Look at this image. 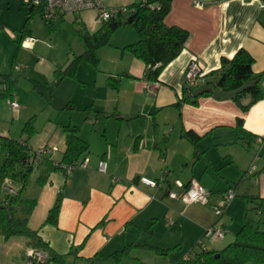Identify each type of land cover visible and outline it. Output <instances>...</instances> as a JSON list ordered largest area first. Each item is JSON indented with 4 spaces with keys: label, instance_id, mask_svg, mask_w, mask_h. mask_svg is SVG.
<instances>
[{
    "label": "crops",
    "instance_id": "1",
    "mask_svg": "<svg viewBox=\"0 0 264 264\" xmlns=\"http://www.w3.org/2000/svg\"><path fill=\"white\" fill-rule=\"evenodd\" d=\"M134 2L103 0L106 8H124L126 11L118 18L125 21L131 17L128 7ZM195 5L194 0H172L165 23L188 30L190 38L182 53L164 68L159 81H149L145 77L143 61L124 49L136 43L139 36L131 25H121L111 36L107 45L109 52L102 54L103 60L109 62V71H103V79H96L94 83L95 90L84 91L78 101L74 96L78 87L86 88V83L78 81L77 72L85 60L79 63L76 78L65 77L60 81L55 77V70L64 68L70 57L66 59L67 63L62 55L51 63L50 74L53 81H58L57 89L66 83L67 92L57 99V102L63 101L61 105L53 106V111L49 109L50 127L44 139L31 142L38 129L34 124L36 118L30 117L33 110L27 111L26 107L15 110L17 117L11 124L14 127L17 122L22 126L19 138L13 134L12 127L0 129L1 137L24 140L31 150L42 145L58 148L54 154L46 155L41 165L32 171H38L36 186H29L32 172L26 185L31 196L26 198L36 200L29 227L46 244L47 249H36L48 258L54 254L65 256L63 264H177L186 252L199 249L198 241L205 229L216 222L213 206L222 202L230 188L236 189L237 196L219 219L227 233L232 230L226 244L235 240L242 227L238 228L235 222L238 209L244 208L245 221L249 208L254 206V203H248L247 197L254 198L256 204L263 203L260 217L257 211L253 213L261 219L264 229V153L256 159L260 150L256 138L264 137V98L245 112L235 101L213 96L201 95L194 101H183L188 89L183 81L185 71L193 58L198 59L205 71L206 81L216 80L221 74L222 58H232L244 48L254 58L253 72L264 73V0H205L202 7ZM24 13L23 25L16 28L0 19V34L13 32L10 38H14L16 32L17 43L21 46L26 31V37L34 39L25 48L32 56L40 55L43 50L47 53V48L53 52L48 41L55 39L54 36L66 26H71V41L76 37L81 40L77 30L94 33L102 27L96 20L95 10H83L78 14L58 12L52 24H45V32L39 35L34 24L42 17L35 15L25 28L27 7ZM127 13L130 17L125 19ZM63 35L68 38L67 34ZM71 41L68 39L67 44ZM107 46L101 47L98 53ZM18 50L10 62L11 67L20 57ZM99 57L101 61L100 54ZM0 75L8 73L2 69ZM110 79L119 80L117 89L110 85ZM259 86L264 91V77ZM14 88L13 98L19 101L17 88ZM250 100L247 97L243 103ZM53 103L56 102L52 100ZM58 109L63 110L62 114L57 112ZM238 118L243 119V127L238 126ZM31 119L34 120V131L28 135L23 129ZM69 125L79 128L80 138L89 146V151L79 158L87 157L89 168H77L68 176L58 169L40 185L37 178L45 168L43 163L52 161L55 165L64 157L70 140V133L65 128ZM61 129V132L57 131ZM188 133L196 139L191 140L185 135ZM59 152L62 154L57 158ZM100 160L107 163L106 172L99 171ZM253 165L255 171L248 175ZM142 176L164 181L159 188H152L139 181ZM114 178L119 181L113 182ZM177 181L184 185L198 181L211 193L209 202L187 205L180 199L170 198L168 190L177 194L183 190ZM240 192H243L242 199L237 200ZM57 196L61 197L57 224L44 223ZM227 233L223 240L207 241V248L222 250L227 246L222 243ZM128 246L131 248L127 253L115 256ZM32 248L35 247L25 236L7 239L0 234V264H29L27 254ZM43 264L55 263L51 260Z\"/></svg>",
    "mask_w": 264,
    "mask_h": 264
},
{
    "label": "trees",
    "instance_id": "2",
    "mask_svg": "<svg viewBox=\"0 0 264 264\" xmlns=\"http://www.w3.org/2000/svg\"><path fill=\"white\" fill-rule=\"evenodd\" d=\"M41 1L42 4L39 6H29L24 2L28 9V17L24 25L25 28L30 19L35 15H40L43 19L42 12L46 0ZM171 5L172 0H139L128 7L130 10L132 9L131 17L133 16V20L131 23L128 20L119 19L118 16L121 15L120 13L108 21L103 22L102 27L94 33L77 30L76 32L81 37L85 50L82 54L73 56L72 60H68L69 62L64 68L56 69L54 73L55 77L58 81L65 77L76 78L78 65L83 60L97 68L100 61L98 50L110 44L111 36L121 25L129 24L134 27L139 39L136 43L127 45L124 49L130 50L136 58L143 61L146 67L145 77L149 81H159V77L164 68L182 53L190 38V32L188 30L176 25L168 26L165 23L164 19L169 14ZM45 24H52V22L46 21ZM25 32L22 38L26 36ZM253 63L254 58L246 49L241 48L232 58H222V69L219 78L206 81V84H212L214 91H229L239 88L245 83L257 80L258 83L254 88L245 90V92L239 94L234 100L239 108L245 112L256 101L264 98V91L259 86V82L264 77V73L255 74L252 69ZM118 81L110 79L109 83L113 88L117 89L118 84L116 82L118 83ZM0 85L3 86L0 90V98L14 99L15 81H12L8 75H0ZM214 91L205 92L203 96H213ZM190 92L192 90H185L184 102H191L192 95ZM247 97H250L251 100L248 103H243V100ZM237 122L239 127H243L242 118H238ZM33 123V119L26 122L23 133L31 135L34 131ZM65 129L70 133V140L68 146H66L67 148L61 162L72 163L80 160L79 158L89 151V146L80 138L78 134L79 128L77 126L69 125ZM188 134L185 135L191 140L194 141L196 139L191 133ZM1 152H3V156H1ZM28 156V150L19 144V141L0 136V190H2L1 186L7 176H10L14 183H20L17 194H6L4 199H0V234L7 239L12 236L22 235L29 238L30 244L33 247L47 249L43 240L37 236V232L29 227V218L36 206V200L26 198L23 193L27 187L26 185L29 183L30 174L36 167H27L25 165ZM41 162L39 165H41ZM43 165L45 168H43V171L40 172L37 178V183L40 185L47 181L50 173L60 169L52 161H46ZM238 186H235V188H238ZM57 197L44 223L57 224L56 220H58L59 208L61 207V197ZM247 199L249 204L254 203L252 208L254 211L260 212V209H263V203L256 204L254 198L247 197ZM250 213L251 209L248 210L244 224L241 225L242 227L238 231L235 240L222 250L212 251L206 248L202 251L201 249L192 248L190 253L195 252L197 256L189 262H183V259H181L177 264H197L200 262H203V264H264V229L261 228L262 221L260 218L256 221L252 219ZM130 248L131 246H128L121 252L115 254V256L121 257ZM63 257L65 256L54 254L51 258H47V262L52 260L55 264H63Z\"/></svg>",
    "mask_w": 264,
    "mask_h": 264
},
{
    "label": "rangeland",
    "instance_id": "3",
    "mask_svg": "<svg viewBox=\"0 0 264 264\" xmlns=\"http://www.w3.org/2000/svg\"><path fill=\"white\" fill-rule=\"evenodd\" d=\"M135 1H139V0H135ZM25 9H26V6L23 0H0V19L8 23V25L16 28L18 27V25L20 24L23 25L24 23ZM124 11L126 10L124 9ZM129 17L130 16H128V13H127L125 15V19H128ZM34 25H35L34 29H35L36 34L42 35L45 32L46 25L44 23V20H42L41 18H37ZM70 27H67V26L64 27L62 31L58 32L57 35L54 36L55 39L48 41L49 44L53 46V52L52 50L47 48L48 50L47 53H45L44 52L45 50H43L40 55L38 54L36 56H32L28 51L25 50V48L28 46L25 44L24 40L21 43V46L18 45L17 42H18L19 36L16 32H14L15 34L13 36L14 38H10L11 37L10 33H13V32L3 31L0 34V63L3 61V63L0 64V70L4 69V71L8 73V76L10 77V79L12 81H15V86L20 96V98L17 99L19 100L18 103L20 104V106L23 109H25L26 107L27 111H29L28 109L33 110V112H31L30 114V117L36 118V123L34 124H35V127L38 129V133L36 135V138H31L32 143H36L37 139L41 140L45 138L44 135H46L50 127L49 121H48L49 113H50L49 109L53 111L54 110L53 106L61 105L63 101L57 102V99L61 95H63L64 92L65 93L67 92L66 83H64L57 89L56 84L58 81H53V77L50 74L52 73L51 63L54 60L57 61L59 59L58 56H61V55H62V59L63 60L65 59L64 63H67L66 59H68V57H70V59L72 60L73 56H77L79 53H82L84 51L83 44L80 39L76 37L73 41L70 40L72 38ZM131 28H134V27L131 26ZM63 34H67L68 38L64 37ZM68 39L69 41H71V43L69 42L70 44H67ZM18 48H19L18 51L21 52L20 57L15 62L16 64H14V66L11 67L10 62H12V59L16 53L15 50H17ZM104 52L106 53L109 52L108 46L103 48L101 52H99L101 56V61H99L97 68L94 67V65H92L91 63L89 64V63H86L85 61L80 64V70L79 72H77L78 73L77 76L79 79L78 81L85 82L86 88L78 87V92L76 93V96H74L75 100L78 101V98L84 91L85 93L93 92L96 88V86L94 87V83L96 82V79L98 81H101L100 79H103V77L101 76H104L105 74V72L103 71H109V62L106 59L103 60L102 58V54ZM73 92L74 90L72 91V93ZM52 100L53 102H56V103L52 104ZM7 101L8 99H0V129L8 130L10 129V127H12L11 125L13 122L12 120L14 117H17V113L15 111L13 112V110L10 109ZM62 111L63 110L58 109L57 112L59 114H62L61 113ZM56 115L57 114L55 112L53 114L54 120L57 117ZM59 119L60 121L62 120L61 116ZM14 125L15 126L12 127L11 130L13 131L14 135H18L15 137L19 138V136L21 135L20 129L22 126H19V123L17 122L14 123ZM57 131L61 132L62 129L57 130ZM42 144H44V142H42ZM63 148L64 147L62 146L61 151L63 150ZM61 154L62 153L59 152L56 157L60 158ZM37 172L38 171H34L31 174V180L29 184V186H31L30 188L36 186L35 178L38 175ZM3 185H5V183H3L1 186L2 190H0V199H4L6 194H8V192L4 190ZM18 185H20V183H17V182L14 183V186L19 189L20 186ZM23 195L26 197H31L27 189H25ZM241 195H243V192H240L237 200L242 199ZM249 209H251V213H250L251 218L256 221L257 216L253 213L255 211L252 208H249ZM238 210H239L238 218L235 219L234 217V219H235V222H237V227L240 228L241 225H243L244 223L243 221H244L245 212H244V208L243 210L241 209H238ZM235 212H237V210ZM228 231L229 232L227 233L226 239L222 242V243H225V245H227L226 243H229L230 241L229 239L231 238V235H232V230L230 229ZM207 241H210V240H207ZM207 241H206V244H207ZM216 241L218 242L220 240H214V241H211V243L216 242ZM211 245H213V247L217 246V244H211Z\"/></svg>",
    "mask_w": 264,
    "mask_h": 264
},
{
    "label": "built area",
    "instance_id": "4",
    "mask_svg": "<svg viewBox=\"0 0 264 264\" xmlns=\"http://www.w3.org/2000/svg\"><path fill=\"white\" fill-rule=\"evenodd\" d=\"M29 6H39L42 4L41 0H23ZM195 6L202 7L205 5V0H194ZM83 10H95L97 11V21L99 23H103L108 21L109 19L117 16L118 14L124 11V8L118 7H107L104 5L103 0H46V3L43 7V19L45 22H53L57 17L58 12H62L64 14H78ZM132 10V9H131ZM130 10V11H131ZM25 44L31 43L34 41L33 38H25ZM184 80L185 81V88L192 90L202 84H206V73L203 68L200 66L198 59L193 58L188 66L186 67ZM8 105L12 110L20 109V104L18 101L14 99H8ZM257 142L260 145V150L256 154V159L260 158V155L264 153V137H257ZM19 144H21L25 149L28 150L29 156L26 159L25 165L27 167H37L42 159L45 158L48 154H54L58 151V148L55 146L42 145L36 150L29 149L30 147L24 140H20ZM62 172L68 176L73 170L77 168H89V160L88 158H84L83 160L74 161L72 163H62L58 162L55 163ZM107 163L104 160H100L98 169L101 172H106ZM255 171V165L251 166L248 171V175H252ZM113 182L119 181V178L112 179ZM143 184L150 186L152 188H159L161 186V181L163 180H155L150 179L148 177L142 176L140 180ZM5 185H3L4 190L8 192V194H17L18 188L14 186V182L10 176H7L4 180ZM177 185L179 188H182V192L177 194V192L173 190H168L167 194L170 198L173 199H180L184 202V204H192V203H200V204H207L209 202L210 192L203 187L198 181H192L187 185H184L182 182L177 181ZM236 196V190L231 188L228 192L224 195L222 202L213 206V214L217 218V221L211 225L210 227L206 228L204 231L203 236L198 241L199 249L202 251L207 248L206 241H214V240H222L226 235V228L219 222V219L224 214L226 207L230 204ZM260 213L259 211L257 212ZM260 215V214H259ZM29 257V264H43L48 261V256L43 251L32 248L28 251ZM197 256L195 252H186L183 256V262H189L190 260L194 259ZM203 264V262L197 263Z\"/></svg>",
    "mask_w": 264,
    "mask_h": 264
},
{
    "label": "water",
    "instance_id": "5",
    "mask_svg": "<svg viewBox=\"0 0 264 264\" xmlns=\"http://www.w3.org/2000/svg\"><path fill=\"white\" fill-rule=\"evenodd\" d=\"M133 20V16L128 19V22L131 23ZM258 83L257 80L252 81L250 83H245L244 85L240 86L239 88L229 90V91H224V90H217L214 91V87L212 84H205V85H200L192 90L191 95H192V100L194 101L197 99L199 96L203 95L205 92L209 91H214L213 97L215 99L219 100H235L239 94H242L247 91L248 89L254 88L255 85ZM2 85H0V90L2 89ZM2 202V201H1Z\"/></svg>",
    "mask_w": 264,
    "mask_h": 264
}]
</instances>
